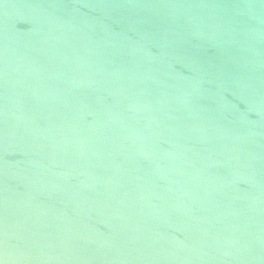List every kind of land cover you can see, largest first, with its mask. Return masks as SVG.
Listing matches in <instances>:
<instances>
[{"label":"water","instance_id":"water-1","mask_svg":"<svg viewBox=\"0 0 264 264\" xmlns=\"http://www.w3.org/2000/svg\"><path fill=\"white\" fill-rule=\"evenodd\" d=\"M0 264H264V0H0Z\"/></svg>","mask_w":264,"mask_h":264}]
</instances>
